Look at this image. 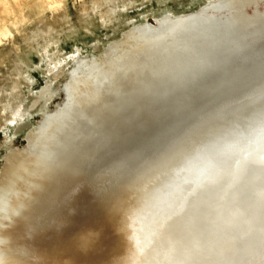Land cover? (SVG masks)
<instances>
[{
  "label": "bare ground",
  "instance_id": "bare-ground-1",
  "mask_svg": "<svg viewBox=\"0 0 264 264\" xmlns=\"http://www.w3.org/2000/svg\"><path fill=\"white\" fill-rule=\"evenodd\" d=\"M252 29H258L251 32L253 40L264 37V0L210 1L195 13L165 14L154 25L133 27L98 57L73 59L62 104L45 110L54 95L47 84L32 105L42 107L40 124L28 133L25 149L4 158L0 264H264V189H252L250 178H228L244 163L259 168L255 177L262 176L264 146L234 160L225 186L208 196L211 175L233 154L223 151L233 142L226 140L246 133L251 144L249 137L264 135V116L245 122L260 108L255 102L262 98L264 82L251 83L245 94L223 104L211 119L207 114L201 124L189 126L164 149L165 142L150 150L136 171L127 173L136 167H125L115 178L112 169L100 165L109 150H121L126 137L143 126L147 111L176 108L191 91L189 79L219 76L222 70L210 71L198 52L234 50ZM224 31L236 34L220 44L223 36L216 35ZM52 64L51 76L64 74L60 61ZM163 86V95L171 92L177 99L127 115L126 102H145ZM205 149L215 155L216 165L207 167ZM95 171L102 172L91 177ZM85 206L97 208L107 220L103 241L98 233L89 240L94 228L83 222ZM204 206L200 215L194 209ZM65 216L74 218L78 229L77 242L68 247L60 236Z\"/></svg>",
  "mask_w": 264,
  "mask_h": 264
},
{
  "label": "rangeland",
  "instance_id": "rangeland-1",
  "mask_svg": "<svg viewBox=\"0 0 264 264\" xmlns=\"http://www.w3.org/2000/svg\"><path fill=\"white\" fill-rule=\"evenodd\" d=\"M210 1L216 0H0V171L40 124L42 107L32 105L47 84L54 95L45 110L62 104L73 59L98 57L133 27L195 13ZM52 61L63 67L57 78Z\"/></svg>",
  "mask_w": 264,
  "mask_h": 264
},
{
  "label": "water",
  "instance_id": "water-1",
  "mask_svg": "<svg viewBox=\"0 0 264 264\" xmlns=\"http://www.w3.org/2000/svg\"><path fill=\"white\" fill-rule=\"evenodd\" d=\"M255 30L258 32V29ZM255 30L252 29L251 31L247 32V34H244L248 36L244 37L243 35L245 39H240L234 47V50H230L229 48L221 50H216V48L209 49L208 52L210 53V55L198 52V60L206 61L207 64L205 65L210 68V71L214 70L215 68L216 70H222V72L219 73V76H214L213 73H211L207 74L206 77L198 76L193 79H189L190 85H187V87H190L191 91H189V93L185 97L177 102L178 104L176 108H170L168 110L154 109L147 111L148 113L146 112V118L140 123V125L143 126L137 132L132 133L128 137H126V142L122 146L121 150L120 148H113L109 150V153L104 155L100 160V165L105 168L109 167V170L112 169L113 171L111 173L113 175L117 174L115 178L120 176V174L122 173L124 174L125 167L127 170L128 168L135 166V169L127 170V173H130L132 171L134 172L141 166L143 162L146 161V159L149 158H147L146 155H149L148 153L150 152V150L165 142V145L163 146L164 149L167 145H169L168 143L170 141L178 139L182 136V133H187V128H190L194 124H201V122L206 119L207 114H209L207 117L210 116L211 119L215 111L218 110V108H220L223 104H227L229 101L237 99L238 97L245 94L252 86H254L251 83L259 80L258 82L262 84L264 82V37H262V39L259 41L253 40L251 37V32ZM234 34L236 33H233L232 31H230L229 33H226V31H224L223 33H220L216 36H223L220 44H225L229 43L228 41L230 40V36ZM252 56H256L255 59L257 60L253 61L254 58L251 59ZM191 64L192 63H190L187 67H189ZM211 64L212 68L210 67ZM227 66L230 67V69H228V71L230 72L226 70ZM215 73L216 72H214V74ZM221 73L223 74V76L220 75ZM177 76L179 77L180 75ZM178 77H176V80H178ZM164 80L167 81L169 80V78H165ZM187 87L185 86V88ZM164 90H166L165 86L161 87V89L156 91L154 95L149 96L146 100H144L145 102L148 101L145 106H142L145 102L136 104V101L134 99L126 102L125 109L127 115L137 114L139 110L142 111L147 107V105L150 107H156V104H158L157 107H159L163 102L169 101L170 99H177L174 96V93L171 92H167V95H163L162 93H164ZM260 94H262V98L259 101L255 102V105H257V107L260 106V108L256 110V114L252 115L251 117L249 116L246 119L245 122H249V124L253 123L257 119L259 120L260 118H262V116H264V92ZM134 111H136V113H134ZM129 119L131 118H127L126 121H128ZM135 125L138 126V124ZM202 126L203 124L199 128H201ZM262 129H264V127ZM232 136V138L226 140L225 142L231 143V141H233L232 145L228 144V147H226L223 151L226 154L232 150L233 154L229 156V158H227V161L219 164L217 166L219 167L217 168L218 171L216 172L215 170L216 173H213L211 175V179L213 181L208 188L210 189L208 196L212 195L213 192L219 191L225 186V184L223 183V178H225L226 182L227 178L224 177L226 174V169L229 166H232L234 160L241 158L246 150H249L250 152H257V150H261V148L264 146V135L251 138L248 136L252 141L251 144L248 143V140L247 142H245V138L247 136L246 133L233 134ZM236 143L238 144L237 148H233L234 144ZM205 151L206 149L202 152L204 158L210 160L207 164V167L209 168L212 165L214 166V164L216 165L217 159L214 158L215 155L212 156L210 152L208 153V150L206 152ZM259 171V168H250L247 163H244L236 172H232V174H230L231 176H229L228 178L229 180L233 179L235 181H237L239 178L242 179L243 177L250 178L252 179V183L255 185H250L252 189H256L257 185L261 186V189H264V174L262 176L259 175V177H255V175H258L260 173ZM98 172L95 171L91 175V177L99 176V173H101L102 171L99 173ZM256 178H261V180L255 181L257 180ZM235 184L236 186L238 185V183ZM229 194L231 193H226L224 196L226 198L231 197V195L228 196ZM199 197H201L204 201L206 199V194L202 196L200 195ZM202 199L200 201H202ZM227 200L224 201L228 202ZM260 208L261 215L264 218V201L260 205ZM194 209H196L200 215L206 208L204 206V209ZM190 219H193V217L191 218V214Z\"/></svg>",
  "mask_w": 264,
  "mask_h": 264
},
{
  "label": "snow or ice",
  "instance_id": "snow-or-ice-1",
  "mask_svg": "<svg viewBox=\"0 0 264 264\" xmlns=\"http://www.w3.org/2000/svg\"><path fill=\"white\" fill-rule=\"evenodd\" d=\"M76 222L77 221L74 218L69 216H65L60 220V236L63 243L70 244L75 239L78 229L74 228L73 225ZM83 222L90 224L94 228V232L89 236V240L93 239L97 233L99 234L101 241L106 238L109 231V225L103 214L99 212L97 208L85 206L83 211Z\"/></svg>",
  "mask_w": 264,
  "mask_h": 264
}]
</instances>
